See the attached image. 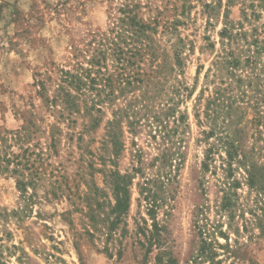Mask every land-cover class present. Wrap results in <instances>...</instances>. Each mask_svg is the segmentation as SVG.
<instances>
[{"label":"rangeland","instance_id":"374dc122","mask_svg":"<svg viewBox=\"0 0 264 264\" xmlns=\"http://www.w3.org/2000/svg\"><path fill=\"white\" fill-rule=\"evenodd\" d=\"M226 2L0 0V264H211L197 257L204 240L216 254L212 264H264V235L257 226L264 193L256 189L264 179L249 188L245 169L233 163L227 167L218 155L207 171L201 168L208 146L195 114L202 112L218 83L208 68L221 52L218 32L225 7L230 19L243 24L248 41L264 43V2ZM250 2L258 17L244 21ZM126 4L136 6L138 17L152 28L147 42L153 58L145 57L146 65H141L143 82L133 94L101 105L102 112H93L92 118L73 116L67 127L37 96L34 75L55 81L57 70L73 62V50L81 49L91 32L111 27L112 19L120 17L117 9ZM205 4L214 8L211 16ZM150 61L156 69L148 67ZM260 69L264 55L256 71L264 80ZM53 89L54 83H48V96ZM130 98L136 99L134 108L145 104L151 112L136 110L128 118L136 122L134 129L125 117L109 127L114 112ZM168 102L174 103L175 118L183 116L170 137L183 141L173 147L180 161L175 156L172 167L162 168V154L169 153L170 144L155 118L164 120L165 108L160 107L170 106ZM244 116L250 121L252 110ZM172 120L166 123L174 130ZM255 127L248 124L240 138L243 153L261 166L264 127L259 132ZM15 132L21 135L16 143L10 135ZM20 148L28 149L22 154ZM11 154L20 158L11 160ZM18 161L19 173L12 174ZM107 170L133 178L128 212L110 232L114 200L104 177ZM16 180H28L31 186L21 192ZM146 180L149 201L158 203L154 215L161 243L152 248L142 235L151 230L145 193H140ZM225 198L229 208L223 210Z\"/></svg>","mask_w":264,"mask_h":264},{"label":"trees","instance_id":"16d2710c","mask_svg":"<svg viewBox=\"0 0 264 264\" xmlns=\"http://www.w3.org/2000/svg\"><path fill=\"white\" fill-rule=\"evenodd\" d=\"M260 2L263 3L264 0H260ZM230 4L231 0H227L226 5ZM220 6L221 3L219 8ZM245 7L250 8L251 12L247 16L243 11L244 21L251 17L254 19L258 17L257 14L255 15L254 2H250ZM134 8L136 6L132 4L122 6V8L117 9L120 17L112 19L111 27L103 32H91L89 41L84 43L81 49L75 48L73 50V62L69 68L57 70L59 77L55 81H52L49 76L36 79L40 75H34V85L38 88L37 96L48 110L57 114L58 121H66L67 127H70V123H74L71 120L73 116L92 118L93 112H102L101 105L110 106L114 103L112 101L117 100V98H125L127 93L133 94L137 90V86L143 82V79L140 78L144 73L141 65H146L147 58L145 57L153 58L152 54L149 53V49L151 50L150 43L147 42L149 41L147 32L151 31L152 28H150L149 23L138 17L133 10ZM204 8L209 11L208 15L211 16L214 8L210 7L209 4H205ZM227 9L225 7L222 14V28L218 32L221 52L214 56L211 66L208 68V72L212 74V80H217L218 83L213 85L212 96L205 102L202 112L200 111L203 120L200 119L199 112L195 114L199 127L203 129L201 130L203 139L208 146L203 156L201 168L207 171L208 163H211L214 156L218 155V158L225 162L229 168L232 167V163L242 166L245 169L247 186L254 188L258 179H264V165L257 166L249 156L250 154L243 153L240 136L244 134L243 130L248 124L253 125L255 123L257 132L264 127V80H261L260 74L256 72L260 57L264 55V43L263 40L257 38L248 41L243 24L230 19ZM170 25L174 27V24ZM252 32L255 33V31ZM174 56L175 65H178L179 52H176ZM150 62L152 66L148 67L151 70L156 69L155 65L153 66L154 62ZM260 72L264 75V69H260ZM50 82L54 83V89L52 95L48 96L47 84ZM136 103V99L131 100L130 98L123 108L115 111L113 120L108 123L109 127H117L122 117L131 119L138 109H141L144 115L151 112L152 108L145 104H142L140 108H134ZM168 103L170 106L166 103L160 107L161 109L165 108L163 110L165 112L164 120L155 118L158 124L157 128L160 129L159 133H162V137L167 138L170 144V148L167 149L169 153L162 154V168L172 167L171 164L175 156L180 161V154L175 152L173 147L175 143L180 144L183 141L180 140L177 143L176 141L173 142L171 138L173 134L177 133V126L183 122V116L180 115L179 118H175L173 115L175 112L174 103ZM248 109L253 112L250 121L245 119L246 115L244 116ZM129 119L128 125L134 129L133 125L136 122ZM168 119H173L174 130L167 127L166 121ZM92 121L91 127H95L97 122H94V119ZM57 131L60 133L59 129ZM10 135L15 143L20 141L19 132L10 133ZM108 136L112 145L116 147L117 142H115L114 134L110 133ZM50 141V146L54 147L55 137L53 133H51ZM20 149L22 154H25L28 148ZM11 158V160H16L20 156L11 154ZM3 159L6 164L12 162L10 158ZM19 165L20 161L15 164L12 174L19 173ZM166 176L168 175L164 177ZM104 177L106 183L112 188L114 200L111 209L114 220L110 222L111 228L108 229L110 232L121 222V217L128 212L130 186L133 178L112 170H107ZM27 181L16 180V188L24 192L26 186H31L30 182ZM148 181L146 180L145 187L141 188L140 193L146 192ZM256 189L264 193V183L261 182L259 188ZM148 197V194L145 193L143 199L148 205L146 215L151 221V230L143 231L142 235L152 248V245L158 247L161 243L154 215L158 203L153 200L150 202ZM228 208L229 202L225 198L221 204V209ZM258 210L261 215L257 219V226L262 230L261 234L264 235V198H262ZM200 213L201 211L198 210L197 214ZM215 255L210 249V243L205 240L202 241L197 257H201L212 264Z\"/></svg>","mask_w":264,"mask_h":264}]
</instances>
